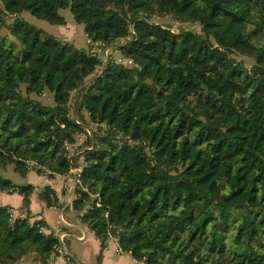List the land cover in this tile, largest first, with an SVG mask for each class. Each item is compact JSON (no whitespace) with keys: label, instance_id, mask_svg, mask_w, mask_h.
Here are the masks:
<instances>
[{"label":"trees","instance_id":"1","mask_svg":"<svg viewBox=\"0 0 264 264\" xmlns=\"http://www.w3.org/2000/svg\"><path fill=\"white\" fill-rule=\"evenodd\" d=\"M66 9L89 51L20 17L64 25ZM165 16L200 31L154 21ZM98 43L133 65L104 64ZM46 95L53 107L33 98ZM10 168L22 179L81 170L68 208L99 240L97 264L111 240L142 264H264V0H0ZM35 192L0 173V193L23 198L19 215L0 206V264L60 258L59 235L30 210ZM39 197L64 206L50 186Z\"/></svg>","mask_w":264,"mask_h":264},{"label":"rangeland","instance_id":"2","mask_svg":"<svg viewBox=\"0 0 264 264\" xmlns=\"http://www.w3.org/2000/svg\"><path fill=\"white\" fill-rule=\"evenodd\" d=\"M60 14L66 20V24L64 25H51L50 23L44 20L38 19L37 17L32 15V13L29 11L23 12L20 15V17L24 21L28 22L29 24L33 25L34 27L38 29L43 30L46 34L55 37L56 39H58L59 41L63 43L71 44L75 48L80 49V50L89 51L90 49L89 40L85 34L84 26L78 24L75 21L71 9L61 10ZM8 20L12 21L11 18H9ZM154 21L165 27L171 28L175 32L183 31V30H188V31L192 30L195 32L200 31V27L198 25L191 24L188 22H178V21L173 20L170 16L156 18ZM2 33L5 34L6 31L2 30ZM112 57L118 59L120 55L118 52L115 51V52H112ZM237 59L240 62H243V64L246 67H251L254 64V60L248 57L238 56ZM33 98H35L36 100L42 102L44 105L49 106V107H53L55 105L52 95H46V96H41V97L33 96ZM79 143H83V136H82V140H80ZM0 173H3L6 177L12 179L15 183H18V184H25L27 181L33 182L37 184V187L40 188V191H42L46 187L45 186L46 183L44 181L46 179H49L48 177L39 175L33 171L29 173V177L27 176L26 179H22V177L16 174L12 168H10L6 172H3L0 169ZM49 180L52 181L53 179H49ZM63 189L68 190L67 185L64 186L62 189H60L59 193L62 192ZM70 189L71 188H69V190ZM4 197L5 195L0 193V203L3 202L2 200L4 199ZM67 198L68 197H66V199ZM38 199L41 203H44L40 199L39 194H38ZM44 205H42L41 211H36V212H41L43 216L42 218L46 221V223L48 224V226L54 233L58 231L56 230L57 226L63 227L65 225V221L69 222L72 225L80 227L81 229H84L87 232L88 239L80 240L79 239V236L81 235L80 231L75 230V229L71 230V228L70 229L67 228V230L69 231H66L67 236L65 237V240L63 241V248L66 251V255L70 256L74 260L73 263L77 262V264H97L99 255H97L96 246L94 242L92 241V237L90 236L88 229L81 222L79 213L75 212L73 209H69L67 207V203H65L62 208H56V207L48 208L46 207V205L45 206ZM31 209L32 208L30 207V210ZM14 214L19 215L20 212L16 210ZM34 216H36V214ZM67 251H69V253ZM110 251H111L110 252L111 258L113 259L111 264H114L116 260L120 259L121 257L116 253V251L112 248V246H111ZM36 257H37L36 254L29 255V259H34ZM33 264H37L35 260H33Z\"/></svg>","mask_w":264,"mask_h":264},{"label":"crops","instance_id":"3","mask_svg":"<svg viewBox=\"0 0 264 264\" xmlns=\"http://www.w3.org/2000/svg\"><path fill=\"white\" fill-rule=\"evenodd\" d=\"M73 171L71 172V175L69 177H59L57 179H53L52 181H50L49 179H46L44 181L46 183L45 186H50L52 189H54L56 191L57 194H59L60 204L64 205L65 203H67V207L71 206V204L73 202L72 199H74V193H73L72 189L74 186L73 179H74L75 175H74ZM28 177H29V174H28ZM27 182L32 183L36 187V192L32 196V203H31L32 209H31V211L33 214L34 213L36 214L35 219L41 220V219H43L41 212H36V211H41V207H42V205H44V203H41L38 199V194L41 192L40 188H38L37 184H35L33 182H30V181H27ZM70 184H71V186H70ZM66 185H67V187L70 186L71 189L69 190V187H68V190L63 189V191L59 193L60 189H62ZM62 193H63V195H62ZM2 194L5 195V197L2 200L3 202L0 203V206H9V207L13 208L14 212H16V210L20 211V209L23 206V198L21 196H19V195H8L5 193H2ZM66 197H68V198L66 199ZM35 198H37V199H35ZM67 223L70 226L69 229L71 228V230L75 229V230L80 231V233H81V235L79 236L80 240H87L88 239V234L84 229H81L80 227L72 225L69 222H67ZM84 226L88 229V232L90 233V236L92 237V241L94 242V244L96 246L97 255H99L100 249H101L99 240L94 236V234L89 230V228L86 225H84ZM61 228L62 227L57 226L56 230H58V231L55 232L56 235H59ZM111 246L116 251V253L121 257L120 259H117L114 264H142V263H139L136 260H134L129 254H125V253L119 254L117 251L118 250V243L116 240H111L109 242L107 249L103 252L102 264H111V262L113 261V259L111 258V253H110L111 252L110 251ZM67 252L69 253V251H67ZM33 260H35L37 264H41L40 261H38L37 257L34 259H29V256L21 259L18 262V264H33ZM75 263L77 264V262H75ZM53 264H68V263L65 259L58 258Z\"/></svg>","mask_w":264,"mask_h":264},{"label":"built area","instance_id":"4","mask_svg":"<svg viewBox=\"0 0 264 264\" xmlns=\"http://www.w3.org/2000/svg\"><path fill=\"white\" fill-rule=\"evenodd\" d=\"M112 52L113 51L110 48H106L103 43L96 44L94 49H93V55L95 57H101L102 60L104 61V64L110 59V60L114 61L117 64H123V65H127V66H132L133 65V62L131 60L125 59L121 54H119L120 57L118 59L113 58L112 57ZM80 171H81L80 169H74V171H73L74 175L77 177L79 175ZM68 187L70 188V186H68ZM69 227L70 226L65 221V225L61 228V231L59 233V239L62 241V243L65 240V237L67 236L66 231H68L67 228H69ZM117 251H118L119 254L123 253V251L119 248V246H118V250ZM58 253H59L60 258L65 259L66 252H65L63 246L58 249Z\"/></svg>","mask_w":264,"mask_h":264},{"label":"water","instance_id":"5","mask_svg":"<svg viewBox=\"0 0 264 264\" xmlns=\"http://www.w3.org/2000/svg\"><path fill=\"white\" fill-rule=\"evenodd\" d=\"M72 201H73V199H72Z\"/></svg>","mask_w":264,"mask_h":264}]
</instances>
